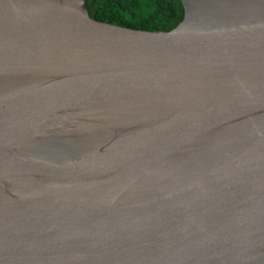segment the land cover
<instances>
[{
    "label": "water",
    "instance_id": "95a60500",
    "mask_svg": "<svg viewBox=\"0 0 264 264\" xmlns=\"http://www.w3.org/2000/svg\"><path fill=\"white\" fill-rule=\"evenodd\" d=\"M181 2L0 0V264H264V0Z\"/></svg>",
    "mask_w": 264,
    "mask_h": 264
},
{
    "label": "trees",
    "instance_id": "16d2710c",
    "mask_svg": "<svg viewBox=\"0 0 264 264\" xmlns=\"http://www.w3.org/2000/svg\"><path fill=\"white\" fill-rule=\"evenodd\" d=\"M91 17L134 29L169 30L183 18L181 0H87Z\"/></svg>",
    "mask_w": 264,
    "mask_h": 264
}]
</instances>
